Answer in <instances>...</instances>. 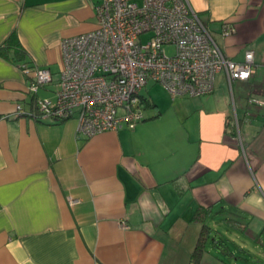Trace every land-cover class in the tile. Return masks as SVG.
I'll list each match as a JSON object with an SVG mask.
<instances>
[{"label":"crops","instance_id":"crops-1","mask_svg":"<svg viewBox=\"0 0 264 264\" xmlns=\"http://www.w3.org/2000/svg\"><path fill=\"white\" fill-rule=\"evenodd\" d=\"M99 2L0 0V264H191L196 212L231 249L208 243L198 264H264V107L247 104L264 101V0H188L227 58L252 51L248 81L174 100L153 83L134 129L86 138L30 113L55 100L61 42L96 28ZM24 63L51 74L35 95Z\"/></svg>","mask_w":264,"mask_h":264},{"label":"built area","instance_id":"built-area-1","mask_svg":"<svg viewBox=\"0 0 264 264\" xmlns=\"http://www.w3.org/2000/svg\"><path fill=\"white\" fill-rule=\"evenodd\" d=\"M94 15V30L61 42L55 100L36 99L37 113H30L32 117L58 122L76 118L78 133L86 138L132 130L145 119L141 91L148 82L161 86L172 100L195 98L214 91L218 74L224 75L231 90L233 82L248 81L255 71L252 51H245L242 62L221 52L188 0H142L141 5L100 0ZM232 31L223 25L224 36ZM143 35L148 36L145 42ZM19 68L31 79L33 95L52 80L45 68L27 64ZM247 104L264 107V101L252 97ZM15 109L22 114L20 106ZM233 121L239 140L235 115ZM68 203L75 205L78 200L68 198Z\"/></svg>","mask_w":264,"mask_h":264},{"label":"trees","instance_id":"trees-1","mask_svg":"<svg viewBox=\"0 0 264 264\" xmlns=\"http://www.w3.org/2000/svg\"><path fill=\"white\" fill-rule=\"evenodd\" d=\"M14 37V35L12 34L9 38V40H12ZM24 64H28V63H24ZM144 99L142 98V101ZM146 102V100L144 101ZM226 130L234 131L235 127L234 125H230L229 123H226ZM233 134V133H232ZM202 213H198L196 212L195 216H194V220L197 222H200V231L198 234V238L196 240V244L194 247V250L191 253L190 256V261L191 264H198L200 261V258L202 256V254L206 251V247L207 244L209 243L214 249H217L220 251V253L224 256H230L231 252H230V247L228 246L226 240L220 238L219 236H210V227L206 224L205 222V218L201 215Z\"/></svg>","mask_w":264,"mask_h":264},{"label":"rangeland","instance_id":"rangeland-1","mask_svg":"<svg viewBox=\"0 0 264 264\" xmlns=\"http://www.w3.org/2000/svg\"><path fill=\"white\" fill-rule=\"evenodd\" d=\"M147 38H148V36L147 35H143L142 37H141V40H142V42H145L146 40H147ZM167 53L168 54H171L172 53V49L171 48H168L167 50ZM55 77V80L57 81V78H58V81H59V74H57V75H55L54 76ZM217 78H218V76H217ZM220 79L218 78L217 79V81H219ZM153 85V83L152 82H148L147 83V85L142 89V91H141V95L142 96H146V91L149 89V87L150 86H152ZM52 86V91H57L58 90V85L56 86V89L54 90V88H55V86L54 85H51ZM123 112V110L122 109H119V113H122ZM145 118V117H144Z\"/></svg>","mask_w":264,"mask_h":264}]
</instances>
